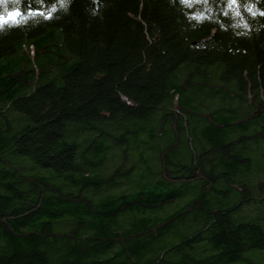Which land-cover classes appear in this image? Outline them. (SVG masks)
<instances>
[{
	"label": "trees",
	"instance_id": "16d2710c",
	"mask_svg": "<svg viewBox=\"0 0 264 264\" xmlns=\"http://www.w3.org/2000/svg\"><path fill=\"white\" fill-rule=\"evenodd\" d=\"M139 119L138 190L96 200L132 165L98 177L86 155L137 141L109 123ZM0 264H264V0H0Z\"/></svg>",
	"mask_w": 264,
	"mask_h": 264
},
{
	"label": "rangeland",
	"instance_id": "374dc122",
	"mask_svg": "<svg viewBox=\"0 0 264 264\" xmlns=\"http://www.w3.org/2000/svg\"><path fill=\"white\" fill-rule=\"evenodd\" d=\"M71 62L75 60L74 56H70L69 57ZM2 60V59H1ZM50 60H54V59H50ZM67 62V60L64 61V63ZM45 63H41V66L44 67ZM64 69V65L63 67H55L52 71L53 74H55L57 76L56 82L59 84L60 82H62V79L59 78V75L61 73H63ZM51 77V76H50ZM221 81V79H219ZM47 82L49 81V78H42L39 80V82L35 83L36 85H39L40 82ZM24 89L21 90V92H23ZM204 96V94H200L198 96V99H203L202 97ZM207 102L210 103H216L218 101H221L219 98H215L214 96H212L211 98H209L208 100H206ZM4 110L6 111L7 114L10 115L11 118H19L20 120L18 121L16 128L15 129H20L22 126L24 127L26 124H28L30 121L29 119H26V116L24 114H22V112L19 111H14L9 107L4 108ZM146 120L145 119H139V120H127L126 122H121V121H115V122H111L109 123L110 128L114 131V133L117 132H123L125 129L127 130L128 134L130 135H134L135 138L137 139V141H134L132 138H128L126 141H124L123 145L121 146H117L116 148L112 149V156H110L109 154H111L110 152H108L107 149H103V151H99V152H91L90 154L86 155L88 156V159L91 161L92 160V165L86 167L88 171H90L91 174L98 176V177H104V175L109 174L110 172H112V170L116 167L117 164L123 162V168H126L129 165H132V169L124 174L126 175V180L127 182L124 183V181L119 178L121 180V182H118L117 185H113V186H109L108 188H106V190L104 191L103 194L96 195V200H100L101 198H105V195H112V196H118V194L124 192H130V190H138V188L136 187L135 183H137L138 177L141 175V173L146 169V166H144L145 164L147 165H151L149 163L148 158L150 159L151 157V151L149 147H147V143L144 141H147V136H148V132H147V128L146 127ZM142 127V129H141ZM144 127V128H143ZM196 132V131H195ZM192 134V133H189ZM198 134V133H197ZM79 136H77L76 138H78ZM86 141L82 142V144L77 146V154L82 153L86 146ZM93 144H99V140L93 141ZM180 148L182 149L183 147L180 146ZM185 148V147H184ZM185 151V150H184ZM109 153V154H108ZM243 154H245L246 156L252 154V152H250V150H246L244 149L242 151ZM144 158V160L142 161L141 158ZM18 159H20V161H26L28 163L29 166L31 167V171L37 172V173H45V174H50L51 170L48 168H40L38 166H36V164H34L31 160H29L27 157H23V155H21L20 157H18ZM252 178L257 179L258 177H262V175L260 176L258 172H256L255 170L252 171ZM259 179V178H258ZM129 181V182H128ZM185 199L187 198V196H183ZM181 196L179 199H176L174 201H172L171 203H167L166 205H164L162 207L161 210H159L157 212V216L159 217H164L166 215H168L169 212L176 210L180 203H181ZM134 215V216H133ZM253 215L248 214L245 210H242L241 212L236 214V219L241 221L242 219H250ZM135 217L136 214H128L127 216H122V217H118V223L115 225V228L113 229H117L119 230H126L128 228L131 227V223H135ZM157 218L154 217V219H152V221H156ZM149 222V224H152L151 220L146 221ZM193 222H185V224L181 225L180 228H178L176 231L175 230H171L169 231L168 234L164 235L163 237H161V239H159L157 241V245L153 246L151 250H149L148 254L153 255L154 252L157 253L160 250H163L164 248H168L169 245L173 242H177L178 240L181 239V234H191L193 232L194 229H196L198 226H196V224H192ZM136 223L133 225L135 226ZM169 254V253H168Z\"/></svg>",
	"mask_w": 264,
	"mask_h": 264
},
{
	"label": "snow or ice",
	"instance_id": "6c2138e0",
	"mask_svg": "<svg viewBox=\"0 0 264 264\" xmlns=\"http://www.w3.org/2000/svg\"><path fill=\"white\" fill-rule=\"evenodd\" d=\"M12 3H13V5L15 6V5H18L19 3H20V0H12ZM11 15H13V13H9V16H11ZM15 15L16 16H19L20 15V11L18 10V8L17 9H15Z\"/></svg>",
	"mask_w": 264,
	"mask_h": 264
},
{
	"label": "crops",
	"instance_id": "0c3cea01",
	"mask_svg": "<svg viewBox=\"0 0 264 264\" xmlns=\"http://www.w3.org/2000/svg\"><path fill=\"white\" fill-rule=\"evenodd\" d=\"M252 153H254V152H252Z\"/></svg>",
	"mask_w": 264,
	"mask_h": 264
}]
</instances>
